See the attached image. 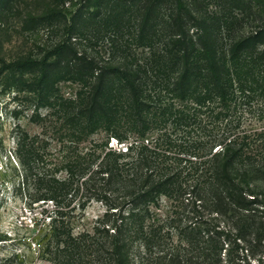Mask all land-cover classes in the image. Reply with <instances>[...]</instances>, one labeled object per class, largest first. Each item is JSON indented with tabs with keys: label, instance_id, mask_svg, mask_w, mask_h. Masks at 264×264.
<instances>
[{
	"label": "trees",
	"instance_id": "obj_1",
	"mask_svg": "<svg viewBox=\"0 0 264 264\" xmlns=\"http://www.w3.org/2000/svg\"><path fill=\"white\" fill-rule=\"evenodd\" d=\"M15 2L0 0V15H11ZM71 7L68 16L48 9L39 19L63 27L66 39L41 58L6 66L11 80L36 92L40 103H49L62 82L79 88L73 101L56 95L58 112L49 115L57 158L49 160L47 140L25 135L17 144L24 184L34 187V201L52 205L37 258L44 264H250L260 253L263 264L264 158L248 157L237 136L186 147L165 132L151 141L146 136L170 117L149 112L153 103L165 110L163 92L181 102H228L229 66L264 53V0H75ZM82 44H105L109 56L94 57ZM200 85L205 94L193 97ZM99 131L117 145L127 134L135 140L125 149L110 142L79 148ZM162 199L170 203L164 215ZM92 202L105 212L90 229L76 231ZM21 261L11 254L0 264Z\"/></svg>",
	"mask_w": 264,
	"mask_h": 264
},
{
	"label": "rangeland",
	"instance_id": "obj_2",
	"mask_svg": "<svg viewBox=\"0 0 264 264\" xmlns=\"http://www.w3.org/2000/svg\"><path fill=\"white\" fill-rule=\"evenodd\" d=\"M57 2L16 0L11 15H0V259L14 254L22 260L20 264H44L37 258L36 245L41 238V231L49 225L46 216L52 210V205L34 201V187L24 184V171L16 155L17 144L25 135L47 140L50 143L49 154L53 156L49 160L57 158L59 144L51 133L55 126L52 123L55 122L49 115L58 112L56 95L60 94L63 100L73 101L79 88L68 82L58 84V93L47 101L55 106H49V103H40L37 93L26 85L12 81L6 66L22 59L41 58L46 51L66 39L63 27H50L39 22L48 9H63L62 13L68 16L71 2L75 0H67L64 6H57ZM32 20L34 22L31 23ZM249 28L250 25H246L245 30ZM80 49L94 57L95 52H98L104 60L109 56L105 44L98 47L82 44ZM263 56L261 51H255L229 66L231 94L225 104L217 101L198 104L191 97L181 102L163 92L161 104L166 107L165 110L153 103L149 112H166V119L169 114L170 117L165 125L151 130L146 138L151 141L165 132L171 140L186 147L208 145L219 136H237L238 142L248 148V157L264 158V63L259 59ZM22 78L27 80L28 75ZM192 94L193 97L204 95L205 87L198 86ZM132 140H135V136L127 134L126 140L117 145V138L99 131L88 137L79 148L87 151L92 146H100L105 142L108 145L110 142L109 146L113 144L114 147L123 146L125 149ZM161 203L160 213L164 215L170 203L165 199ZM104 212L100 203L92 202L85 212V225L75 223L76 231L81 227L90 229ZM260 256L257 253L255 259L249 260L250 264H261L258 261Z\"/></svg>",
	"mask_w": 264,
	"mask_h": 264
},
{
	"label": "built area",
	"instance_id": "obj_3",
	"mask_svg": "<svg viewBox=\"0 0 264 264\" xmlns=\"http://www.w3.org/2000/svg\"><path fill=\"white\" fill-rule=\"evenodd\" d=\"M111 146L114 147L113 144H111Z\"/></svg>",
	"mask_w": 264,
	"mask_h": 264
}]
</instances>
